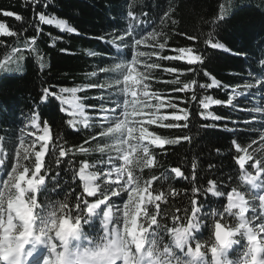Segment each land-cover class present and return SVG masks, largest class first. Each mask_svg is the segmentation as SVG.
Returning <instances> with one entry per match:
<instances>
[{"label":"trees","instance_id":"obj_1","mask_svg":"<svg viewBox=\"0 0 264 264\" xmlns=\"http://www.w3.org/2000/svg\"><path fill=\"white\" fill-rule=\"evenodd\" d=\"M169 9H174L171 16L160 22L163 11ZM3 10L19 13L24 20L4 17ZM35 11H43L49 18L64 21L69 27L78 29L80 34L69 33L56 23L41 24L34 14V6L26 4L25 0H0V22L16 33L7 36L0 32V144L7 153L4 175L0 178L7 179V172L12 166L15 169L14 158L18 152L21 128L38 114L43 124L48 122L51 136L45 156L47 180L36 193L37 202L49 203L58 210L56 202L63 201L67 196L71 206L75 195L81 192L80 181L77 177L73 180L72 169L78 170L83 162L94 164L104 160L110 152H99L97 144H107L109 148L115 140L121 139L120 135L108 134L106 127L102 137L96 140L91 137L100 131V97L105 98L104 107L114 104L117 93L121 94L122 103L125 101L120 86L125 74L121 64L133 61L142 69L141 76L150 89L148 96L129 97L126 102L128 114L137 125V134L144 141L134 143L140 145L135 155L142 164L150 157L153 159L142 170L134 168L133 175L140 179L141 185L148 181L157 191L167 192L171 187L181 193L170 196L167 204L157 202L161 212L169 211L170 215H174L177 210L190 206V198L203 202L206 210H221L226 196L216 197L206 193L209 180L217 181L221 194L237 188L251 198L250 188L242 177L250 170L240 165V158L259 138L258 131L254 130L259 124L258 120H249L253 118V113L244 106L247 103L242 102L243 98L234 100L233 106H229L227 100L230 99V91L245 90L253 87L256 79H264V66L260 63L264 60V0H52L47 9L43 8L41 0ZM129 12L139 19L129 17ZM219 15H223L224 19L216 20ZM172 19L176 20L175 24H172ZM130 24L133 30L130 28L127 32ZM37 27L42 31L38 33ZM209 33L213 42L224 43L233 53L243 51L247 59L243 55L239 57L212 49L205 43L210 38ZM101 38L106 43H102ZM117 48L120 49L119 54L115 53ZM61 49H67V52H61ZM178 50L180 56L174 59L181 60L168 59L167 56H176ZM104 51L113 55L112 61ZM89 52H96L97 55L89 56ZM195 54L204 56L206 70L229 85L228 91L199 88L201 83H210L203 72L165 71L167 68L199 69V62L187 64V60L195 62L196 57L192 56ZM102 66L106 67L102 69L105 74L98 71ZM109 71L118 72L119 78L109 77ZM94 72L97 75L94 76ZM177 76L180 83H172ZM193 80L197 81L196 85L192 84ZM96 83L105 88L90 87ZM185 84L187 88H184ZM50 86H54L51 90L60 99L54 100L53 109L45 110L41 102L42 90ZM61 88H75L77 91L74 95L71 91L61 93ZM180 88L184 90L174 91ZM193 94L197 97L195 101L191 99ZM209 96L221 100L223 104H210L208 109H204L199 101ZM76 104L83 109L82 114L79 111L74 113ZM201 113L226 119H205ZM69 119L76 122L79 131L67 124ZM85 119L96 127H84ZM185 120L188 126L182 128ZM225 123L227 129L224 128ZM209 124L217 127H202ZM233 139L237 142H232ZM86 140L88 143H85ZM158 140H162L163 145L155 144ZM236 143L242 151L236 148ZM60 147L72 151L60 158L61 163L57 166ZM81 148L88 151H80ZM145 148L147 154L143 151ZM237 155L238 159L234 161ZM69 160L72 166H69ZM256 160H261V156H256ZM261 164L264 168V162ZM175 168L182 171L187 179L175 177L171 171ZM57 171L61 187L53 191L52 177ZM165 176L171 178L165 179ZM158 177L160 179L156 180ZM193 187L200 189L195 196ZM164 195L161 193L157 199ZM153 208L149 206L150 211ZM95 223V226H85L89 235L96 234L98 221ZM155 224L157 219L152 225ZM166 224L171 227V217L159 222L160 232L164 231ZM210 235V230L203 228L197 233V239L204 241ZM155 239L163 243L168 237L160 236L158 232ZM240 251H234L231 258L236 259Z\"/></svg>","mask_w":264,"mask_h":264},{"label":"snow or ice","instance_id":"obj_2","mask_svg":"<svg viewBox=\"0 0 264 264\" xmlns=\"http://www.w3.org/2000/svg\"><path fill=\"white\" fill-rule=\"evenodd\" d=\"M26 4H30L34 6V14L38 18L39 22L41 24H53L56 23L59 25L61 29H66L69 33H74L76 35H79V31L76 28L69 27L64 21L62 20H54L53 18H49L46 16L45 12L43 11H35V6L41 5V0H25ZM52 3V0H43V8L47 9L49 5ZM174 9H169L166 11H163V14L160 18V22L164 21L165 19H168ZM2 15L4 17H13L16 21H23L24 17L19 13H14L13 11L9 10H3ZM142 15H147V13H142ZM129 17H132L133 19H139L138 17H133V14L131 12L128 13ZM224 16L219 15L216 17V20H223ZM172 24L176 23V20L172 19ZM132 29L131 24L129 25V29ZM133 30V29H132ZM36 31L39 33L42 31L39 27L36 28ZM0 32L7 36H13L16 35L14 31H11L8 26L0 22ZM126 32V33H127ZM209 39L205 41L206 44L210 45L212 49L216 50H222L224 53L235 55L241 57L243 55L244 59H247L246 53L243 51H237L235 53L232 52V49L229 47H226L224 43L219 42H213L211 39V33H209ZM190 40H194L195 37H188ZM33 43H35V40L33 38ZM102 43H106L103 41V38H101ZM113 45L111 42H107ZM188 52H191V49H185ZM61 52H67V49H61ZM120 49H115V53L119 54ZM104 54L107 58H111L113 55H109L107 51H104ZM89 56H96V52H89ZM180 52L178 50V54L176 56H167L168 59H174V57H179ZM196 57L195 62H190L187 60L188 65H192L196 62H199L201 67L199 69L189 67L187 69L181 70L177 68H167L165 71L169 73H182L183 71L186 72H196L199 74V72H203V75L206 77H209L210 83H201L199 84V88L201 89H224L225 91H228L230 86L223 84L220 80H217L210 71L206 70L205 66V58L202 54H195L192 55ZM174 60H181V59H174ZM114 62V61H113ZM261 65L264 66V60L260 61ZM109 65V64H108ZM108 65L106 67H108ZM104 66L100 67L98 69L99 73L105 74L102 69L106 68ZM43 68V66H41ZM169 69H172V71H168ZM93 75H97V73H93ZM109 77H115L119 78L118 72H111L109 71L107 73ZM251 75V73H250ZM261 80V86H264V79ZM172 83L179 84V77L172 81ZM193 85L197 84V81H192ZM54 86H50L49 88H44L42 90L43 95L41 96V102L44 104L45 110L47 109H53L55 107L54 100L60 99V97L57 95L56 92L52 91L51 88ZM90 87L97 88L103 90L105 87L100 84L96 83L94 85H91ZM188 85L185 84L184 88H187ZM184 88L175 89L174 91H183ZM71 91L73 95L77 91V89H67V88H61L60 92L65 93ZM261 91L264 92V87H261ZM233 95H235V92H233ZM52 98V99H50ZM261 98H264V94L261 95ZM110 99V98H109ZM191 99L193 101L197 100V97L195 94L192 95ZM101 104L99 106V112L101 114V121L98 125L100 128V131L97 132L95 135L91 137L92 140H96L97 137H102V132L105 127H112V124L115 122L116 117L110 116L109 113L115 112L116 114L123 111V109L120 108H106L104 107V100L105 98L103 96L100 97ZM122 103V96L121 94L117 93L116 99L114 101V104H120ZM200 105L204 109H208L209 105H222L223 102L219 99H213L212 97H206L205 99H201L199 101ZM227 104L229 106H233V100L228 99ZM259 106V105H257ZM93 107V110H95V107ZM64 111V109H61ZM243 110V109H242ZM79 111L81 114L83 113V109L80 105L76 104L74 105V113ZM186 111V110H185ZM187 112V111H186ZM201 115H204V118L207 119L208 117H211L213 120L221 121L225 120V117L222 116H213L211 113H207L206 115L204 113H201ZM188 116V112H187ZM33 122L37 119V116L34 115L32 117ZM108 121L109 123L105 125L103 122ZM84 127L91 128L96 127V125L89 124L87 122V119L83 121ZM235 123V122H233ZM67 124L72 127L73 129H76V131H79L77 128V124L73 119H69L67 121ZM181 125V124H180ZM35 126V124H34ZM150 125H146L148 127ZM187 120H185V123L181 125L182 128L187 127ZM202 127L205 128H216L217 125L215 124H209V125H203ZM224 128L227 129V123L224 124ZM43 132V135L37 136L35 140L32 141V145L39 144L40 151H33L29 153H25V160H29L31 156H34V160L31 161L28 165H22L20 166V158L16 156L15 159V173H13V166L11 167L10 171L7 172V179L0 178V264H32V259L36 260V264H55L54 256L55 253L59 250L58 245L59 241L55 239L54 236H49L47 238H43L41 235L37 234L35 229H31L27 232V234H23L25 231L26 223L21 218V209H20V199L22 198V191H18L16 188V185L20 183L18 176L23 173H29L30 170L34 169L32 172V177L27 180H34L39 181V183L36 184V191L29 194L30 198H24V204L28 206L32 210L33 215L42 214L44 211L48 210L51 206L52 210H55V206L49 204V203H38L37 197L35 193L39 190L40 186L45 184V176L38 175L41 171V168L43 167V159L37 160V155L41 154L42 157H44L45 152L48 148V140H49V125L48 122L45 121L44 127L41 130ZM232 131H236V129H233ZM123 139V136L120 137ZM185 140H189L190 137L183 138ZM23 139L21 138V141ZM236 141L235 139L232 140ZM237 142V141H236ZM85 143H88L86 140ZM169 144H171V141H169ZM35 148V147H34ZM100 149H103L102 151ZM97 150L101 153H104L105 150H108L111 152L108 148L107 144L101 145L100 143L97 144ZM71 149H64L63 147L59 148V156L56 159V164L59 166L61 163L62 157H65L68 155L69 152H71ZM80 151H88V149L81 148ZM55 154V153H54ZM122 153L116 152V159H121ZM0 156H3L2 153H0ZM5 157L3 159V163L0 164V169H2L5 165ZM234 161L238 159V155L235 156ZM24 160V161H25ZM113 157L109 156L107 161H101V163H112ZM255 162V159L252 161V163ZM69 166H72V161H68ZM96 165L92 164L89 165L88 163H83L78 170L75 168L72 169L73 171V180L76 179V177H79V180L83 184V190L75 195L74 203L69 206V201L67 196L63 201H57L56 203L59 204L63 203L67 206L64 208V215L65 218H70L71 221L74 223L77 219L83 218L81 220V223L84 222V220H88L89 216L86 215V212L90 211L92 209V206H97L100 210V212H103L104 210L101 208V205L104 206V208H109L113 210L115 208V213L117 216V219L114 221L115 223L122 224L124 217L121 215V212H123L124 205L123 203L122 209L115 204V202H112L111 204L109 201L112 197H120L122 193H128V191H124L125 182L128 180V177L124 175V178L120 181H123L122 183H117L118 179V173L116 174L115 180L110 179L113 175V168H119L115 164H112L111 169L105 174L103 173V170L101 172H91L88 171L90 168H95ZM239 167V165H238ZM251 167V164L249 165ZM83 169V174L86 176H98V179L94 181V184L99 185V190L96 191L94 194L85 190V180L81 178V170ZM134 172V169H132ZM175 177H183L184 179H187V177L184 176L183 172L181 171V175H176V172L172 169L171 170ZM60 173L59 171L56 172V175L52 177V183L55 185L53 188V191L60 188L61 185L59 183L58 177ZM136 177V176H134ZM165 179H170L171 177L165 176ZM160 179L159 177L156 179ZM193 179H195V176H193ZM155 180H152V182ZM258 184L264 183V173L261 174V179L257 181ZM209 187L205 190L206 193H211L212 195L216 197H227V203L226 206L222 207L221 210H216L212 208L205 209V204L203 202L198 201L195 198L189 199V207H185L183 209L177 210L174 215H170L169 211L161 212L160 203L167 204L169 201V197H175L179 196L181 193L173 188H169L167 192L164 191H157L155 189L148 188V181H145L143 184L144 188H148V191L152 192L153 196L160 197L161 193H165L164 197L161 199H157L154 203H148L144 207L147 209L148 217L156 216L157 224L151 225L149 227L150 221L147 217L141 218V223L144 228L147 229L145 236L147 237V244H145L143 251H147L148 247L151 245L153 238H156V234L159 232L160 236H167L168 239L162 244L159 245V249L161 251L164 250L165 244L168 245V248L171 250V254L169 252H164V257H167L169 264H172L173 261L176 262V264H183L185 261H192L195 264V261L206 258L208 261H215V264H226L227 261H231V264H264V208L260 207V197L261 193H264V188L261 189H255L253 191V195L258 197L257 199H249V197L245 194L244 198L246 200V211L244 213V222L247 227H239L241 222L238 220L237 213L239 212V209H231L227 210L228 205V193L223 192L221 194V191L217 188V181L215 180H209L208 181ZM102 185H105L102 187ZM23 187V186H22ZM131 189L129 188V191ZM73 191H75L73 189ZM200 189L193 187L192 193L193 196L197 192H199ZM86 194V196H85ZM87 197H95L94 202H89ZM35 199V204H33L32 199ZM128 198V196H127ZM194 201V203H193ZM40 205V207H36V205ZM152 204L154 205L153 210H149L148 205ZM157 205H159V208H157ZM183 213L182 215H177V213ZM169 217H171L172 224L171 227H169L168 224H166L164 231L160 232L159 228V222L161 220H166ZM95 218H93V223H91L88 226H94ZM190 222L192 224L199 225V228H191L190 233H184V232H176V239L178 241L179 246L173 244L172 236L168 231V228L177 229L178 225L183 228H188ZM221 226L225 232H227L226 237H222L220 239H217L216 237V229L217 226ZM202 228H208L210 230L211 235L207 240L201 241L198 240L195 233L198 232ZM5 236L8 237V243H5ZM97 237L99 238V233H97ZM239 237V239H237ZM42 239H47L48 243L44 244L41 243ZM246 239L247 243L243 244L242 241ZM185 241H187L185 243ZM240 245L241 251L237 255L236 260L229 259V249H232L234 245ZM147 245V246H146ZM46 251V254H44ZM132 253L135 255L136 249L133 246L132 247ZM210 253V255H209ZM164 257H161V259H164ZM118 264H123V261H119ZM147 264V261L145 262Z\"/></svg>","mask_w":264,"mask_h":264},{"label":"clouds","instance_id":"obj_3","mask_svg":"<svg viewBox=\"0 0 264 264\" xmlns=\"http://www.w3.org/2000/svg\"><path fill=\"white\" fill-rule=\"evenodd\" d=\"M125 91H129L127 81H125ZM135 129L127 127L126 123L118 122L115 127H110L107 130L108 134H117L123 136V139L115 140L112 144L118 153H122L121 159L123 165L119 168H113L114 173H118V179L123 177V174L127 173L128 180L125 182L124 191H128L127 202L124 205L122 215L124 217L123 226L115 223L117 219L116 213L111 209L107 208L103 212L99 211L97 206H92V209L86 212L89 216L88 220H84L81 223L82 217L77 219L74 223L70 218H65L64 208L66 204L60 203L58 210H52L51 206L48 210L42 214L33 215L32 210L24 204V198H30L29 193L36 191V184L39 181L27 180L24 176L19 175V184L16 185L18 191H22V198L20 199L21 218L25 221L26 227L23 234L31 229H35L36 233L41 235L43 238H47L50 235L54 236L59 241L58 251L55 253L54 261L55 264H118L119 261H123V264H169L167 257H164V252L171 250L168 245L165 244L164 250L161 251L158 247V242L153 238L151 245L147 251H143L145 244H147V237L145 233L147 230H143V236L138 232V228H142L137 223V211L139 207V201L143 199L141 195L145 188L140 183L138 177H134L132 169L140 168L150 164L151 161H146L144 164L141 163L140 159L135 155L139 150V144H131L130 141L134 139L133 132ZM143 134H141V138ZM101 151L103 149H100ZM144 153L147 154L145 148ZM41 154L37 155L39 162ZM3 161L0 160V164ZM13 169V173H15ZM81 178L85 180V190L91 193H95L99 190V185L94 184V181L98 179V176H86L81 170ZM23 186V187H22ZM129 188L131 189L129 191ZM239 196V212L236 214L238 220L244 222V213L246 211L245 204L247 203L242 194L236 193ZM230 203L227 210H231L235 205L231 203V197L229 198ZM264 201V196L261 197ZM35 204V199H32ZM40 207V205H36ZM264 208V204H262ZM98 221V229L96 234L89 235L85 231V226L90 225L93 222ZM151 223V222H150ZM199 228V225L192 224L190 222L188 228L181 227L180 232L190 233L191 228ZM99 233V238L97 237ZM169 233L172 236L173 244L179 246L176 239V231L170 230ZM216 234L217 229H216ZM229 235V234H227ZM5 243H8V237L4 238ZM187 241H185L186 243ZM41 243L47 244V239H42ZM135 247L136 253L133 255L132 247ZM164 257V259H161ZM172 264H176L175 261ZM183 264H194L192 261H185ZM195 264H215V261H208L206 258H201L195 261ZM226 264H231V261H227Z\"/></svg>","mask_w":264,"mask_h":264},{"label":"rangeland","instance_id":"obj_4","mask_svg":"<svg viewBox=\"0 0 264 264\" xmlns=\"http://www.w3.org/2000/svg\"><path fill=\"white\" fill-rule=\"evenodd\" d=\"M121 65H124V69L125 70V74L120 82V86L122 88V91L124 93L125 96V101L123 103L120 104H112L109 107L106 108H112L115 106V108H120L123 109L122 112L116 114L115 112H111L109 113L110 116H115V122L112 124V127H115V125L120 122V123H126L127 127L133 128L135 129V131L133 132V137L134 139H132L130 141L131 144H134L138 141H140V143H144V141L142 139L139 138L138 136V128L136 123L133 121L132 118H130L129 114H128V110L126 108V102L128 100L129 97H137V96H148L150 93V89H148L147 83L146 81L142 78L141 73H142V69L139 68L138 66H136L135 62L133 63V61H130L128 63H122ZM125 81H127L128 84V88L129 91H125ZM261 80L256 79L253 87H247L245 88V90H238V91H230L229 93V98L232 99L233 101L238 99V98H243L242 102L247 103L244 106H247V109L253 113V118H250V121H254L256 122V120H258V124L259 126L254 128V130L258 131V135L259 138L254 141L252 143V145L250 146V148H248V150L244 153V155L241 157L240 159V164L241 166H245V165H250L252 169L257 173L260 174L261 171L263 173V169H262V165L261 162H264V98H261V95L264 94V92L261 91ZM256 87V88H254ZM191 89L193 87H190ZM233 92H235V95H233ZM259 105V106H257ZM100 119L98 120L99 122L101 121V114H98ZM37 116V115H36ZM247 121V120H246ZM103 123H105V125H107L109 122L108 121H104ZM35 124V126H34ZM237 124V123H236ZM44 127V124L40 121L39 116H37V119L35 120V122H33V119L30 118L28 120V122L25 124V126L23 128H21V132H20V139L17 141V154L16 156H18L20 158V166L24 165H28L31 163L32 160H34V156H31L29 160H25V153H29L31 151H33V149L35 151H40V147L39 144H36L35 146L32 145V141L35 140L37 138V136L39 135H43V132L41 131ZM107 130L110 127H106ZM49 140L47 142V144H49L50 142V130H49ZM21 138L23 139L21 141ZM124 138V137H123ZM155 143L159 144V145H163V141L162 140H158ZM35 147V148H34ZM236 148L239 150H242V147L236 144ZM147 149V148H146ZM109 150L111 151L102 161H107L109 156L113 157L112 163H101V161L94 163L96 165L95 168H90L88 169V171L91 172H101V170H103V173H107L111 167L112 164H115L117 167H121L123 165V160L122 159H116V152L117 150L114 147H109ZM48 151V148H47ZM47 151L45 152V155L47 153ZM113 151H115L114 153H112ZM0 153H2L3 156H0V160L3 161L4 157L7 159V153L5 150H3L0 146ZM45 155L43 157V167L41 168V171L38 175L41 176H45V182L47 180V175L48 172H45ZM261 156V160H256V156ZM42 157H40L41 159ZM5 159V161H6ZM255 159V162L252 163V161ZM25 160V161H24ZM42 160V159H41ZM150 161H153L152 157H150ZM83 163H87V162H83ZM81 163L79 165V167L83 164ZM89 165H92L90 163H88ZM78 167V169H79ZM4 168V167H3ZM2 169H0V176L2 173ZM16 168V166H15ZM34 171V169L30 170L29 173H23L21 174L22 176L25 177V179H30L33 178L32 177V172ZM174 171L176 172V175H181V171L177 168L174 169ZM127 175V173L123 174V177L121 179L124 178ZM116 178V174L113 172V175L110 179L115 180ZM129 178V177H128ZM77 179L79 180V177H77ZM121 179H117V183H122L123 181H120ZM244 180L246 179V177L243 178ZM261 179V178H260ZM80 181V180H79ZM254 185H251L252 187L257 186V188L261 189L264 188V186L260 183L257 184L253 183ZM105 185H102V187H104ZM41 187V186H40ZM80 187H81V191L83 190V184L80 181ZM251 187V188H252ZM148 188H151V185L148 184ZM148 188H145V191L141 194L143 196V199H141L139 201V207H138V211H137V223L138 225H141L142 228H138V232H140V235L143 236L144 231L143 230H147L146 228L143 227L142 223H141V218L142 217H147L149 219V221L151 222L149 227H151L152 224H154L156 217L155 216H151L148 217V213H147V209L144 207L146 204L148 203H154L157 200V197L153 196L152 192L148 191ZM236 193L242 194L243 198L244 195L241 191H237V190H232L231 192L228 193V205L230 203L229 198L231 197V203H233L235 205V207H233L232 209H239V204H240V199L239 196L236 195ZM31 194V193H29ZM86 196V194H85ZM127 196L128 193H122L120 197H112L111 200L109 201V203L111 204L112 202H115V204L117 206H119L122 209L123 203H125L127 201ZM264 196V193H261V197ZM249 197V196H248ZM260 199V207L262 208V204H264V201ZM258 197L253 195L252 192V197L249 199H257ZM87 199L89 200V202H94L95 201V197H87ZM245 200V198H244ZM246 201V200H245ZM226 203H227V197H226ZM225 203V206H226ZM227 205V208H228ZM246 205V204H245ZM244 205V206H245ZM149 206H154L152 204L148 205ZM101 208L103 210H106V208H104L103 205H101ZM100 211V210H99ZM113 211L115 212V208L113 209ZM122 215V212H121ZM123 225L121 224V227ZM239 227H247V225L245 223H241L239 225ZM181 228V226H179L177 232H180L179 229ZM238 238V237H237ZM159 245V243H158ZM239 245V244H238Z\"/></svg>","mask_w":264,"mask_h":264},{"label":"water","instance_id":"obj_5","mask_svg":"<svg viewBox=\"0 0 264 264\" xmlns=\"http://www.w3.org/2000/svg\"><path fill=\"white\" fill-rule=\"evenodd\" d=\"M217 233H218L216 234L217 239L227 236V232H225V230L219 225L217 226Z\"/></svg>","mask_w":264,"mask_h":264},{"label":"bare ground","instance_id":"obj_6","mask_svg":"<svg viewBox=\"0 0 264 264\" xmlns=\"http://www.w3.org/2000/svg\"><path fill=\"white\" fill-rule=\"evenodd\" d=\"M41 157H42V156H41ZM41 159H43V157H42Z\"/></svg>","mask_w":264,"mask_h":264}]
</instances>
